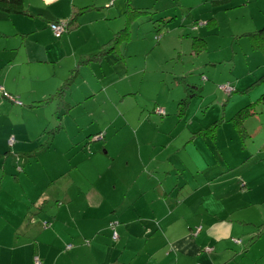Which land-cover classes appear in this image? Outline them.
I'll use <instances>...</instances> for the list:
<instances>
[{"label": "rangeland", "instance_id": "obj_1", "mask_svg": "<svg viewBox=\"0 0 264 264\" xmlns=\"http://www.w3.org/2000/svg\"><path fill=\"white\" fill-rule=\"evenodd\" d=\"M129 5L135 10L148 11L150 15L137 19L131 26L132 38L122 46L121 53L129 69L133 72L135 68V71L126 79L115 81L114 86L120 92L130 88L137 93L120 101L114 92L115 89L109 88L105 94L101 92L88 101H83L79 106H73L72 111L71 109L68 111L71 112L72 119L67 118L65 126L60 121L62 115L55 117V122L53 120L52 114L60 109L58 103L56 108L52 109L54 106L52 105L48 109L51 111L47 112L45 118L50 122L43 120L42 125H40L42 120L34 119L35 112H39L40 109L31 112L20 107L22 102H30L32 100L30 94L42 91L44 85L36 83L30 86L33 82L30 75L20 78L16 75L14 80L11 79L14 74L8 75L5 66L7 53L5 51L4 54L1 44L10 45L8 41L14 38L0 39V86L4 88L2 80L7 75L5 88L10 92L8 93L10 98L6 100L14 103V106H8L7 100L5 105L0 104V264H34L30 233L27 236V232L35 223L33 227L39 225L40 230L44 229V223H49L50 227L56 210L61 203L65 204L60 199L51 201L52 198L44 199L43 203V198H40L41 202L35 206L28 204L38 195L49 196L56 189L58 183L51 182L52 178H55L52 177V172L64 165V156L59 154L49 156L41 150H45L53 143L54 147L66 150L68 156L65 155L67 161L65 165L70 160L77 171H83L85 173H82L89 177L102 175L106 180L109 179L103 172L111 158L115 156L118 158L116 166L128 163V169L124 167L123 171L132 177V182L138 173H143L144 170L145 175H140L143 180L148 177L143 163L153 155V151H160L165 147L164 143L169 139L164 137L181 135L186 128L184 120L175 125L172 124V116L169 114L164 115L163 119H167L166 121H161L159 115L148 110V106L153 107L154 103L164 104L165 107L161 108L165 112L173 110V102H176L177 98L179 102L183 91L182 84L176 80L179 77H186L187 82L193 86L191 91L195 96L192 98L189 113L196 114L195 122L201 121L203 126L207 127L214 122L222 121L214 142L201 138L195 146L198 149L199 145L205 147L204 143H209L211 152H207L211 156L210 172L200 174L195 170L185 171L178 175L180 182H188L187 185H183L186 187L209 182V192L200 191L205 192L203 208L206 217L222 216L224 206L217 196H221L225 188L228 193L237 188L232 197L235 199L233 202L245 209L228 214V217L230 219L246 217L252 222L257 221L254 223L255 226L259 223L258 218L264 222V107L257 104L256 114L245 120L244 125L251 138L243 144L237 139L236 131L230 122L239 109L254 103L261 94L260 87L253 88L245 94L242 92L264 74V57L251 49L248 37L250 33L264 27V0H130ZM82 6L88 7L83 16L92 22L90 25L97 27L106 21L111 25L113 33L124 29L125 0L45 2L30 0V11L36 15L34 18L36 20H31L37 24L35 28L39 32L35 33L39 42L51 40L49 48L59 46L55 43L75 44L73 54L77 60L78 74L74 80L77 88L72 95L73 100H85L83 87H87L91 82L89 69H93L99 84L102 81L103 85H106L113 80L109 69L103 63L101 66L104 71H100L96 65L91 66L95 64L93 62L81 64L87 59L86 56L98 52V45L106 42L110 36L113 37L111 33H104L105 29L97 28L98 33L94 32L91 35L92 27H84L79 41L85 42L89 34L92 39L77 46L78 40L75 35L65 31L60 39H55L54 33L48 27V21H65ZM108 14L111 19H108ZM0 16L3 17L0 19V37L3 30L12 28V23L24 19L21 16L6 17L2 14ZM196 36L204 37L207 43L206 50L191 55L192 38ZM33 44L38 52L43 53L42 43L33 41ZM68 52L67 48L66 53ZM61 55L63 56L64 52ZM69 59H72V56L65 58ZM86 67L89 69L85 70ZM80 68L84 70L79 73ZM43 75L44 72L41 71L39 78L41 79ZM237 78L240 80L236 81ZM226 83L235 88V93H232L226 87H222V90L231 96L218 90L219 85ZM70 97L71 95L68 97L69 100ZM65 117H68L67 114ZM59 121L62 130L57 133L59 138L54 139V132H51L58 126ZM193 128H197V125ZM98 132L104 134L106 138L104 141L91 143L88 136ZM187 134H183V137ZM71 136L73 140H79L77 143L73 141V146L69 142ZM180 142L178 139L173 145ZM105 143L107 147L103 148ZM174 150L173 146L167 152ZM18 151H24L27 156L20 157ZM107 151L110 155H106ZM216 156L219 163L214 158ZM25 161L27 163L24 166ZM25 167L24 172L22 170ZM149 171L152 172V169ZM234 177H242L252 189L240 193V182L232 181ZM60 180L62 179L60 178L58 182ZM92 210V207L87 210L85 203L81 202L72 208V213L78 216L76 225L84 231L94 228L92 222L94 226H99L100 216ZM31 220L34 223H31ZM200 224L194 222V227L197 228ZM67 228L70 231L74 229V225ZM64 229L61 228L60 231L64 233ZM243 238L247 240L246 237ZM39 241L46 244L44 237ZM67 247L65 246V251L71 249L70 246ZM237 247L239 249L236 250L239 251L240 246ZM255 247L260 246L257 244ZM137 249L140 250L138 247ZM258 257L259 255L255 253V259ZM248 259L238 260L240 261L238 264H252ZM41 264L49 263L43 259ZM59 264H65V261H60ZM258 264H264V257L259 259Z\"/></svg>", "mask_w": 264, "mask_h": 264}, {"label": "crops", "instance_id": "obj_2", "mask_svg": "<svg viewBox=\"0 0 264 264\" xmlns=\"http://www.w3.org/2000/svg\"><path fill=\"white\" fill-rule=\"evenodd\" d=\"M43 1L45 2L46 0ZM26 7L30 12V0H27ZM84 7L87 6H82L81 9ZM84 12L85 11H82L77 18V27L67 32L76 36L78 40L77 46L85 43L90 38L92 39L91 35L94 34V32L96 34L98 33L96 31L97 28L102 30L105 29L104 33L109 32L111 35L114 34L111 25L106 21L101 22L97 27H95V25H90L92 22L90 23V21L83 16ZM0 14L6 17L21 16L24 18L12 23L13 26L10 30H3L0 39H14L8 41L10 45L2 43L1 49L4 51V54L5 51L7 53L5 57L7 59V62L5 61V66L7 67L8 75L11 73L14 74L11 78L12 80L15 79L16 75L18 78L30 75L33 81L30 86L36 83L44 85L42 91L30 94V96H32L30 102H22L20 106L30 111L40 109L39 112H35L34 119L37 118L38 121L42 120L40 122V125H42L43 120H48L45 118L47 112L51 111L48 109H50L52 105H54L52 109H54V107L56 108L57 102L53 100L47 103L46 106H44L45 104L39 106L37 103L54 95L58 88L68 78L70 71L77 66V60L73 54L75 53V44L71 42L62 45L55 43L59 46H56V48H49L51 40H45V43L38 41L35 32H39V30H36L35 26L37 24L31 20L34 18L23 15L7 16L1 12ZM73 15L74 14H72V16ZM111 18L112 17L108 14V19ZM0 19H3V17L0 16ZM84 27H92V30H90L91 35L89 34L85 42L82 40L79 41L80 34ZM10 31L12 32L9 33ZM33 41L44 45L43 53L38 52L34 47L35 44H33ZM106 42L98 45V47ZM67 48L69 49L68 53H66ZM62 52H64L63 56L61 55ZM190 52L191 55H193L192 51ZM70 56H72V59L65 60V58ZM87 57L90 56H86V58ZM102 63L109 69V73L113 76V80L111 82L109 81V84L106 85H103L102 81L99 84L93 69L86 67L85 70H90L91 82L87 87H83L85 100H73L72 98L77 88L75 85L76 81H74L66 95L65 100L71 106V111L73 106H79L83 101H88L91 97H95L96 94H100L101 92L105 94L109 88L115 89L114 92L120 101H124L137 93L130 88L128 90L124 89V92H120V90L114 86L115 81L118 79H126L135 71V68L132 72L124 59L118 60L112 55L105 57L100 63H95L91 66L96 65V68L100 71H104L101 66ZM83 70V68H80L79 73ZM41 71L44 72V75L41 77L42 80L39 78V73ZM103 76L105 75L103 74ZM7 77L6 75L2 80L4 88L2 86H0V88L10 93L5 88ZM47 80H49V82H45ZM110 84H112V86ZM187 84L189 87H193L190 82H187ZM97 86L99 87L98 89ZM181 86L183 87V91L180 100L189 95L188 86L184 84ZM70 95L71 97L69 100L68 97ZM194 96L195 95H191L189 97L188 111L184 117L178 118L176 114L178 98L176 102H173V110L171 111L168 109L169 111L166 112L172 116V124L178 125L184 120L186 128L181 135H167L164 137V139H169L164 143L165 147L160 151H153V155L145 160L146 163H143V168L148 173V177H145L143 180H141V176L145 175L144 170L142 171L143 173H138L135 180L132 182V177L126 175L123 171L124 167L128 169V163L126 162L125 165L116 166L118 158L116 159L115 156L112 158L110 157V163H108L105 172H103L109 179L106 180L102 175L89 177V175L83 174L85 172L82 171V173L77 171L70 160H68V163L65 165V155L68 156L66 150L60 149L57 146L54 147L53 143L48 145L45 150H41V152L43 151L45 152L44 154H48L49 156L57 154H59V156H64V165L55 168L52 172V177L55 176V178H52L51 182L58 183L56 189L51 192L49 196L47 194L38 195L37 198L33 199V202L28 204H33V206H35L38 202H41L40 198H43L42 203L45 201L44 199L48 200L49 198L51 200L52 198L51 201L54 199L58 201L60 199L63 200L65 204L61 203L60 207L56 210L54 217H52L53 221L49 227L50 229H41V231L39 225L33 227L35 223L31 225L30 231L27 232V236L30 233V247L33 248V262L34 258L38 257L41 261L44 259V261L49 264H59L60 261H65V264H238L240 263L238 260L242 261L248 258H250L248 260H250L252 264L259 263V259L263 258L262 256L264 255V236L258 239L253 246H248L246 252L244 251L249 238L255 233L254 223L257 221L252 222L246 217L238 219H230L228 217V214L241 212L245 209L243 206L240 207L233 202L235 199H232V197L235 195L237 188L232 189L229 193L225 188L221 196H217L224 206V208H222V216L224 217L220 215H207L206 217L204 213L205 209L203 208V197L205 192L200 191L207 190L209 192V182L206 181L201 184L197 183L193 184V186L186 187L183 185H187L188 182L182 183L178 177L179 173H185V171L195 170L199 172L203 171V169L207 170L210 167L209 164H211V156L207 152H210L211 149L209 143H204L206 149L204 146L203 148L202 145H199L198 149L195 147L196 143L200 142L199 140L201 138H193L192 134L206 128V126H203L201 121L195 122L194 119L196 114L189 113V107ZM0 98V104L2 105L4 103L5 105V101L8 99L6 100V98L2 96L1 91ZM7 105L14 106V103L8 100ZM154 105L165 107L164 104L154 103ZM151 108V106H148V110H151ZM70 113L71 112L63 113V109H59L58 112L55 111V114H52L53 120L55 117L58 118L60 114L63 116L62 119H60L61 124L65 126L67 118L72 119ZM66 114L68 117H65ZM31 115L33 116V113ZM161 118V121L167 120L163 119L164 117ZM60 121L58 126H60V130H62ZM194 125H197V128H193ZM60 130L57 133L61 132ZM57 133L54 134V139L59 138L57 137ZM186 133L188 134L183 137V134ZM88 137L90 138L91 136L89 135ZM73 139V136H71L69 139L70 145L73 141L76 143L79 142V140ZM178 139L181 140L180 144L173 145ZM204 140L206 141L209 139L204 138ZM173 146L175 150L173 152H167L168 149ZM106 147L107 144L105 143L103 148ZM52 149L54 151H52ZM18 154L22 158L27 156L24 151H18ZM106 155H110V152L107 151ZM180 157L182 158L180 159ZM26 163L27 161L24 162V166ZM28 165H26V167ZM26 167L22 171L25 172ZM149 169H152V172H150ZM206 170L203 173L209 172ZM58 176L59 178H57ZM60 178L62 180L58 182ZM234 180L238 181V177L232 178V181ZM130 181L133 183V186L129 183ZM245 183L246 187H244L245 189L243 190L241 189L240 193L252 189L251 186H248L246 181ZM83 186L85 187L83 188ZM154 189L155 193L152 194ZM130 197L134 200V210L131 209V205L128 204V201L126 202ZM80 202L85 203L87 210L92 207V211H95L96 215L100 216V218H98L99 226H94L92 222L91 224L94 228L84 231L79 225H76L78 216L76 213H72V208L74 205L77 206ZM64 205L68 206L65 207ZM239 214L240 213H238V216ZM260 217L262 216L260 215ZM111 222L118 223L116 231L119 240L117 242H113L110 237L111 231L108 226ZM194 222L201 223L199 226H202L201 233L198 237L191 236L196 227H194ZM258 222L257 225L262 223V219L258 218ZM69 225H74V229L69 231L67 228ZM61 228H65L64 233L60 231ZM240 236L242 238H240ZM42 237L45 238L46 244L39 241ZM243 237H246L247 240ZM231 239H240L242 241V244L239 245V251L236 250L239 249V247H237L238 245L234 244ZM244 242L247 243L245 244ZM257 244H259L260 247H255ZM66 245H71L69 251L64 250ZM137 247L140 248L139 251ZM208 248L212 250L208 252ZM238 252L240 254H238ZM255 253L259 255L257 259H255ZM161 255L162 257H160Z\"/></svg>", "mask_w": 264, "mask_h": 264}, {"label": "trees", "instance_id": "obj_3", "mask_svg": "<svg viewBox=\"0 0 264 264\" xmlns=\"http://www.w3.org/2000/svg\"><path fill=\"white\" fill-rule=\"evenodd\" d=\"M126 2V8H125V12H124V21H125V25H124V29L118 31L117 33L113 34V37H111L106 43H104L103 45H101L99 47V50L97 53H95L94 55L87 57V59H84L82 63L84 64H90V63H100L105 57L112 55L113 57H115L118 60H123L122 59V46H124L125 43H128L131 38H132V33L131 31V26L135 23V21L145 15H148L149 12L148 11H144V10H140V9H132L130 8L129 2L130 0H125ZM26 3L27 0H0V12L3 14H6L7 16H11V15H23V16H29L30 18H35L36 15L34 13H32L31 11L29 12V10L26 7ZM88 7H84L82 9H80L79 11H77L73 16H71L69 19L65 20V21H48V27L50 29V26L54 23L56 24H63L64 25V32H69L70 30H73L74 28L77 27L78 25V21L77 18L78 16H80L82 11H85V9ZM150 15V14H149ZM152 15V14H151ZM208 27L212 26V25H207ZM51 30V29H50ZM63 34V33H62ZM62 34L59 37H55L56 39H59ZM249 40H250V46L251 49L254 52L259 53L261 56L264 57V27L257 30L254 33H250L248 35ZM206 40L204 39V37H193L192 38V42H191V49H192V53L199 54L201 52H203L204 50H206ZM80 65V64H79ZM78 74V66H76L73 70L70 71L68 78L64 81V83L58 88L57 92L50 96L49 98H47L44 101L38 102L37 104L43 105L45 103H48L49 101H53L55 100L58 103V107L60 109H63L65 111V113H68V111L70 110L71 106L65 101V96L67 91H69V89L71 88V86L73 85V82L75 80V78L77 77ZM241 78V77H240ZM240 78H237L236 81H239ZM179 84H184L186 86H188L189 89V95L185 98H183L182 100H180L177 103V116L178 118L180 117H184L188 111V105H189V97L191 95H194L191 91V87H189V85L187 84L186 81V77H179L176 79ZM222 87H227L228 89H230L232 91V93H235V88H233L231 86L230 83H226V84H221L218 86V90L223 92V94L227 95V96H231L230 94H227L226 92H224L222 90ZM261 88V94L258 97V99L251 104H248V106H245L241 109H239L230 119V122L232 124V127L234 129V131H236V135H237V139L243 143L247 142L251 136L248 134L246 128H245V120L248 117L254 116L256 114V110H255V106L257 104L262 105L264 107V74L262 76H260L253 84L249 85L242 93H248L249 90L253 89V88ZM43 103V104H42ZM39 105V106H40ZM63 106V108H61ZM153 107L151 108V112L153 114H157L160 117H164L165 114H167L163 108L156 106V105H152ZM150 111V110H149ZM156 116V115H155ZM222 121H217L212 123L210 126L199 130L195 133H193V138H202V139H209L212 142L216 140L217 137V133L218 130L220 129V125H221ZM60 130V126H57L54 131H52L51 133L55 134ZM90 142L91 143H96L99 141H104L105 136L104 134L101 133H97L94 134L90 137ZM211 152V150H210ZM36 155V153H35ZM181 156V155H180ZM182 157H180L181 159ZM218 162V157H214ZM210 168V167H209ZM209 168L207 169L209 172ZM206 170V171H207ZM230 172L232 171V169L229 170ZM206 172V173H209ZM221 172V171H218ZM198 173H203L202 171H199ZM213 173H217V172H213ZM205 174V173H204ZM224 174V172H223ZM215 177H213L214 179ZM238 182H240V188L243 190L245 189L244 187H246V183L245 180L243 181L242 177L238 178ZM131 183V181L129 182ZM131 185L133 186V183H131ZM180 192V189H179ZM155 193V189L152 191V194ZM128 201V204L131 205V209L134 210L135 204H134V200L133 198H129L128 200H126V202ZM31 223H34L33 220H31ZM118 226L117 222H111L108 226V228L111 231V239L113 242H117L119 240V236L118 233L116 231V227ZM49 227V223H44L43 224V228H48ZM202 230V226H198L197 228L194 229V231L192 232L191 236L192 237H198L199 234L201 233ZM116 234L117 238L113 239V235ZM264 236V222L260 223L259 225L255 226V233L249 238L248 240V244L245 248V252L248 248V246H253V244L260 239L261 237ZM231 241L234 244L237 245H241L242 241L240 239H231ZM239 242V243H237ZM70 246L71 245H66ZM68 248V247H67ZM207 250V249H206ZM212 249L208 248V252H210ZM245 254V253H244ZM264 257V255L262 256ZM36 261H38L39 264H41V260L38 257L34 258V264H36Z\"/></svg>", "mask_w": 264, "mask_h": 264}, {"label": "built area", "instance_id": "obj_4", "mask_svg": "<svg viewBox=\"0 0 264 264\" xmlns=\"http://www.w3.org/2000/svg\"><path fill=\"white\" fill-rule=\"evenodd\" d=\"M50 29L54 33L55 37H59L64 32V25L54 23L50 26ZM0 90L2 91L3 97L10 98V95L7 92L3 91L2 88H0ZM228 90H230V89H228ZM230 92H231V90H230ZM116 238H117V236H116V234H114L113 239H116ZM237 243H239V242H237ZM36 264H39L38 261H36Z\"/></svg>", "mask_w": 264, "mask_h": 264}, {"label": "clouds", "instance_id": "obj_5", "mask_svg": "<svg viewBox=\"0 0 264 264\" xmlns=\"http://www.w3.org/2000/svg\"><path fill=\"white\" fill-rule=\"evenodd\" d=\"M1 91V90H0ZM4 91V90H3ZM2 92V91H1ZM3 96V95H2ZM5 98V97H4Z\"/></svg>", "mask_w": 264, "mask_h": 264}]
</instances>
